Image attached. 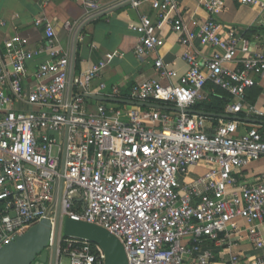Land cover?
Listing matches in <instances>:
<instances>
[{"label": "built area", "instance_id": "1", "mask_svg": "<svg viewBox=\"0 0 264 264\" xmlns=\"http://www.w3.org/2000/svg\"><path fill=\"white\" fill-rule=\"evenodd\" d=\"M79 1L86 17L101 11L100 0ZM225 0H206L208 18L192 32L181 17L171 21L179 35L178 73L157 56L164 42L157 31L164 20L142 16L130 28L138 35L133 54H154L158 78L123 91L93 82L118 53L75 74L68 97L69 50L53 25L42 26L36 49L14 35L2 45L0 66V248L47 220L53 227L58 182L62 179L60 220L97 225L123 246L128 264H216L214 249L230 247L233 233H244L264 251V177L246 179L241 171L264 158V131L258 124L219 120L115 103L87 107L90 96L194 109L207 100L208 82L230 96L229 115L264 120L246 104V91L264 80V49L251 51L245 40L222 37L215 14ZM264 11L262 0H239ZM177 11V0H152ZM136 6V2L131 3ZM218 49L200 64L196 47ZM240 55V56H239ZM42 60L34 67L30 62ZM234 62V67L227 64ZM63 155V171L61 158ZM203 171L190 179L191 168ZM238 221L246 227L239 230ZM105 264L101 247L59 234L56 263ZM222 264H264L230 254Z\"/></svg>", "mask_w": 264, "mask_h": 264}, {"label": "crops", "instance_id": "2", "mask_svg": "<svg viewBox=\"0 0 264 264\" xmlns=\"http://www.w3.org/2000/svg\"><path fill=\"white\" fill-rule=\"evenodd\" d=\"M125 0H100L104 11ZM177 11H164L153 6L152 0H138L136 6L132 4L89 22L83 27L77 41L75 74L84 71L95 63L103 61L106 55L116 52L115 57L102 70L99 78L93 82L95 88L103 82L108 86L119 85L123 91L130 86L158 78L153 68L154 54H147L137 58L133 54L138 35L130 28L138 23L142 16H148L153 22L164 18L157 31L164 44L159 49V56L165 65L178 73L186 71V65L181 59L182 46L179 44V35L171 29V21L181 17L182 22L192 32H197L200 25L208 18L203 3L206 0H177ZM264 1V0H262ZM86 18L85 10L79 1L75 0H0V66L3 43L14 35H20L29 41L31 49H36L43 40L42 26L34 24L35 19H44L53 25L55 36L63 49L71 48L72 35L77 25ZM215 22L220 26L222 37L232 36L245 40L251 51L264 49V11L256 6L241 4L239 0H225L223 8L214 16ZM200 64L214 56L221 54L218 49L200 47ZM240 56V55H239ZM42 58L30 62L29 67L36 66ZM234 62L227 67L233 68ZM100 103L90 99L87 101L89 110ZM245 103L254 105L264 113V80L257 81L255 87L246 91ZM147 109V108H142ZM241 124L251 125L252 122L243 114H236ZM264 131V125H261ZM191 168L190 179L203 171L201 167ZM246 179L264 177V158L250 164L241 171ZM244 221H238L237 227L242 230L246 227ZM264 236V225L260 227ZM230 247L214 249V263L222 262L230 255L236 254L242 259L254 260L260 256L264 260V251L255 250L247 240L244 233H233L229 238Z\"/></svg>", "mask_w": 264, "mask_h": 264}, {"label": "water", "instance_id": "3", "mask_svg": "<svg viewBox=\"0 0 264 264\" xmlns=\"http://www.w3.org/2000/svg\"><path fill=\"white\" fill-rule=\"evenodd\" d=\"M138 0H125L117 5H114L104 11H100L96 14L90 15L84 18L72 35V42L70 48V69H69V82H68V97L72 92V81L75 75L76 69V50L77 41L81 33V30L89 22L94 21L109 12L115 11L124 7L125 5L137 2ZM91 99L103 102V103H115L120 105H127L138 108H147L162 110L168 112L184 113L188 115H197L205 118H217L219 120L238 121L239 117L229 114H213L206 113L204 111L196 109H179L176 107L162 105L149 102H134L130 100L105 98L102 96H90ZM248 122H252L258 125H264V120L249 118ZM63 171V155L61 158V173ZM61 188L62 179L58 182L57 197H56V214L53 227L47 220L41 221L38 225L30 228L24 234L16 237L9 244L0 248V264H47L48 260L50 264L56 263L57 256V240L59 234L64 236H73L77 238H83L89 242L98 245L104 252L105 264H128L127 258L120 241L107 232L105 229L90 223L72 221L66 219L63 223L60 220V201H61ZM42 228L46 229V232L42 231ZM50 249L48 252V250Z\"/></svg>", "mask_w": 264, "mask_h": 264}, {"label": "trees", "instance_id": "4", "mask_svg": "<svg viewBox=\"0 0 264 264\" xmlns=\"http://www.w3.org/2000/svg\"><path fill=\"white\" fill-rule=\"evenodd\" d=\"M205 89L208 94L207 100L199 102L194 109L204 111L206 113L224 114L225 107L230 102V96L210 82L206 84ZM207 120L213 124H217L219 121L217 118H207Z\"/></svg>", "mask_w": 264, "mask_h": 264}, {"label": "rangeland", "instance_id": "5", "mask_svg": "<svg viewBox=\"0 0 264 264\" xmlns=\"http://www.w3.org/2000/svg\"><path fill=\"white\" fill-rule=\"evenodd\" d=\"M42 231L43 232H46V229L42 228ZM46 250H48V249H46ZM59 263L60 264H69L68 263V259L65 256H63V255H61L60 260H59Z\"/></svg>", "mask_w": 264, "mask_h": 264}, {"label": "flooded vegetation", "instance_id": "6", "mask_svg": "<svg viewBox=\"0 0 264 264\" xmlns=\"http://www.w3.org/2000/svg\"><path fill=\"white\" fill-rule=\"evenodd\" d=\"M49 250H50V249H48V252H50ZM47 264H50V261H49V260H48Z\"/></svg>", "mask_w": 264, "mask_h": 264}]
</instances>
